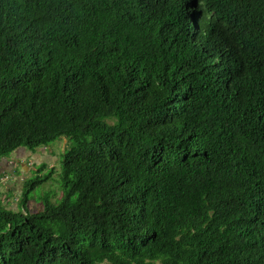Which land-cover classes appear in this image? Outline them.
Here are the masks:
<instances>
[{
  "label": "trees",
  "instance_id": "1",
  "mask_svg": "<svg viewBox=\"0 0 264 264\" xmlns=\"http://www.w3.org/2000/svg\"><path fill=\"white\" fill-rule=\"evenodd\" d=\"M63 137L0 264H264V0H0V161Z\"/></svg>",
  "mask_w": 264,
  "mask_h": 264
},
{
  "label": "rangeland",
  "instance_id": "2",
  "mask_svg": "<svg viewBox=\"0 0 264 264\" xmlns=\"http://www.w3.org/2000/svg\"><path fill=\"white\" fill-rule=\"evenodd\" d=\"M72 146L73 142L63 137L50 145L39 147L36 153L30 156L24 153L22 149L28 151L32 149L23 146L10 156L4 157L5 159L0 162V167L3 166L4 169L3 172L0 170V202H3L8 208L18 210L23 199L25 181L38 176V168L43 162L46 165L43 171L49 173L52 170L53 178L46 181L32 193V200L28 204V209L32 213L41 212L43 210L42 197L49 193L52 194L54 202L60 201L63 197L59 176L62 154ZM15 188L17 189L14 190Z\"/></svg>",
  "mask_w": 264,
  "mask_h": 264
},
{
  "label": "crops",
  "instance_id": "3",
  "mask_svg": "<svg viewBox=\"0 0 264 264\" xmlns=\"http://www.w3.org/2000/svg\"><path fill=\"white\" fill-rule=\"evenodd\" d=\"M22 151L24 152V153H26L28 156H30L31 154H34V153H36V150H31V151H28L27 149H25V150H23L22 149ZM39 154V153H38ZM44 163V162H43ZM3 167V166H2ZM2 167H0V170L3 172L4 171V169L2 168ZM1 182V181H0ZM17 188H15L14 190H16ZM13 190V191H14Z\"/></svg>",
  "mask_w": 264,
  "mask_h": 264
},
{
  "label": "flooded vegetation",
  "instance_id": "4",
  "mask_svg": "<svg viewBox=\"0 0 264 264\" xmlns=\"http://www.w3.org/2000/svg\"><path fill=\"white\" fill-rule=\"evenodd\" d=\"M3 160H4V158H3L1 161H3ZM1 161H0V162H1Z\"/></svg>",
  "mask_w": 264,
  "mask_h": 264
},
{
  "label": "water",
  "instance_id": "5",
  "mask_svg": "<svg viewBox=\"0 0 264 264\" xmlns=\"http://www.w3.org/2000/svg\"><path fill=\"white\" fill-rule=\"evenodd\" d=\"M19 149H20V148H19ZM19 149H18V150H19Z\"/></svg>",
  "mask_w": 264,
  "mask_h": 264
}]
</instances>
